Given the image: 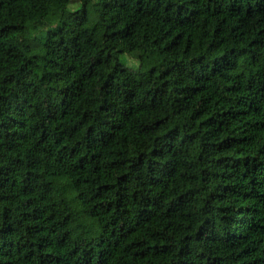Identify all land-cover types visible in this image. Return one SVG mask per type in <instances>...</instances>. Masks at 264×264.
I'll return each mask as SVG.
<instances>
[{"label": "trees", "instance_id": "trees-1", "mask_svg": "<svg viewBox=\"0 0 264 264\" xmlns=\"http://www.w3.org/2000/svg\"><path fill=\"white\" fill-rule=\"evenodd\" d=\"M78 1L0 0V264H264V0Z\"/></svg>", "mask_w": 264, "mask_h": 264}, {"label": "rangeland", "instance_id": "rangeland-1", "mask_svg": "<svg viewBox=\"0 0 264 264\" xmlns=\"http://www.w3.org/2000/svg\"><path fill=\"white\" fill-rule=\"evenodd\" d=\"M79 6H80V2L78 0H75V2H71L68 5V9H70V10H77V9H79ZM120 63L124 67L129 68L132 71H135L137 69V67H138L137 61L135 59L131 58L128 55H122L120 57Z\"/></svg>", "mask_w": 264, "mask_h": 264}]
</instances>
